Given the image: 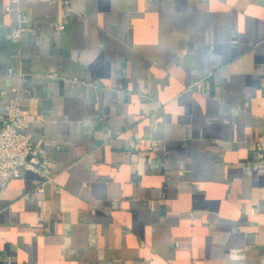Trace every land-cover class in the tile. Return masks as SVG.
I'll return each mask as SVG.
<instances>
[{"label":"crops","instance_id":"obj_1","mask_svg":"<svg viewBox=\"0 0 264 264\" xmlns=\"http://www.w3.org/2000/svg\"><path fill=\"white\" fill-rule=\"evenodd\" d=\"M12 98L0 264H264V0H0Z\"/></svg>","mask_w":264,"mask_h":264},{"label":"built area","instance_id":"obj_2","mask_svg":"<svg viewBox=\"0 0 264 264\" xmlns=\"http://www.w3.org/2000/svg\"><path fill=\"white\" fill-rule=\"evenodd\" d=\"M58 1V0H42ZM14 3L18 0H13ZM11 11V7L6 8ZM23 19V17H21ZM62 30L63 24H57ZM20 29L11 32L12 39L20 36ZM0 125V193L7 184L21 176L25 170L44 173L47 171L48 158L44 151L33 144L31 134L28 133V120L26 112L21 108L19 101L12 98L6 107V114L1 116ZM151 151H158L156 142L150 146ZM252 150L256 153L259 162H264V135L259 136L252 142ZM36 192L42 194L44 189L41 185L36 187Z\"/></svg>","mask_w":264,"mask_h":264}]
</instances>
